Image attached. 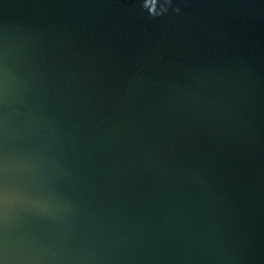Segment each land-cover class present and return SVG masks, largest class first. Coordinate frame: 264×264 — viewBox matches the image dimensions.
I'll return each instance as SVG.
<instances>
[{
  "label": "clouds",
  "instance_id": "clouds-1",
  "mask_svg": "<svg viewBox=\"0 0 264 264\" xmlns=\"http://www.w3.org/2000/svg\"><path fill=\"white\" fill-rule=\"evenodd\" d=\"M175 67L83 58L68 98L45 105L35 133L0 143V264H73L114 232L200 238L226 201L215 145L243 126L239 80L185 42ZM13 69L0 60V102L11 104ZM26 96L38 87L27 73ZM27 99L25 105H27ZM42 160L38 182L14 162ZM9 183L37 194L10 208ZM116 210V214L112 213Z\"/></svg>",
  "mask_w": 264,
  "mask_h": 264
},
{
  "label": "water",
  "instance_id": "water-1",
  "mask_svg": "<svg viewBox=\"0 0 264 264\" xmlns=\"http://www.w3.org/2000/svg\"><path fill=\"white\" fill-rule=\"evenodd\" d=\"M189 39L242 88V130L214 149L226 193L219 218L184 243L114 232L106 244L74 252L73 264H264V0H0V60L7 52L13 69L12 102H0V143L39 130L35 117L66 102L67 73L83 58L168 70L187 57ZM22 72L38 85L31 96ZM42 164L12 169L38 182ZM37 192L5 188L13 209Z\"/></svg>",
  "mask_w": 264,
  "mask_h": 264
}]
</instances>
